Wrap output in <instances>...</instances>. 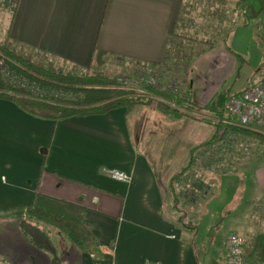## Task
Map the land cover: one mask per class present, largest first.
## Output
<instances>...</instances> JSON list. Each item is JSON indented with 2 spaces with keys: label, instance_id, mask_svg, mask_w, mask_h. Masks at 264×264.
<instances>
[{
  "label": "crops",
  "instance_id": "obj_1",
  "mask_svg": "<svg viewBox=\"0 0 264 264\" xmlns=\"http://www.w3.org/2000/svg\"><path fill=\"white\" fill-rule=\"evenodd\" d=\"M206 2L232 13L228 19L213 13L220 28L212 43L218 50L215 73L223 94L218 115L213 116L195 111L197 104L209 108L210 99L202 101L191 93L196 84L189 72L183 69L179 74L162 63L169 40L177 38L175 45L182 47L179 63L204 66V53H193V48L203 46L196 36H202L210 22L197 26L199 18L207 17L194 10L208 7ZM0 16V42L13 39L39 55L81 69L119 58L156 64L158 71L164 70L157 80L167 78L166 87L156 88L173 94L167 101L146 92L143 96L153 103L141 101L58 120L36 117L0 97V264H50L49 256L34 248L19 229L35 195L80 208L83 223L98 241L100 257L82 253L61 233L55 232V239L50 234L60 264H199L193 223L211 222L210 216L217 213L209 197L212 191L237 198L226 222L231 228L257 227L254 203L264 196V142L228 124L223 108L229 96L264 76V0H18L9 22ZM201 85L204 91L205 79ZM177 98L183 104L178 105ZM157 100L176 106L165 109ZM192 102L194 111L188 108ZM133 110L140 131L133 128ZM148 114L153 121L166 118L168 124L204 125L202 120L210 119L223 127L228 140L214 152L208 135L202 141L207 150L194 156V137L180 133L153 161L140 149ZM214 153L217 162L211 165ZM199 158L204 160L197 168ZM105 170L123 171L130 181L112 179ZM228 235L216 246L224 264Z\"/></svg>",
  "mask_w": 264,
  "mask_h": 264
},
{
  "label": "trees",
  "instance_id": "obj_2",
  "mask_svg": "<svg viewBox=\"0 0 264 264\" xmlns=\"http://www.w3.org/2000/svg\"><path fill=\"white\" fill-rule=\"evenodd\" d=\"M33 52L13 39L6 38L0 42V60L4 63L0 67V97L16 102L31 115L58 120L91 112H105L121 106L131 107L141 101L148 104L154 102L150 97L138 95L134 89L121 86L117 81L116 70L81 76L76 72H64L52 62L42 63L41 60L33 58ZM165 59L168 61L162 62L164 66L170 63L168 55ZM150 66L158 67L156 64ZM20 79H23L28 87H25ZM143 88L147 93L167 101L173 99V94L166 89L149 85H144ZM183 101L177 98L175 102L180 105ZM155 103L165 109L171 108L158 100ZM191 105H188V108L194 111L193 102ZM173 111L180 113L177 108H173ZM233 127L264 142L262 134L238 126ZM41 223L56 228L82 253L95 252V255L100 257L98 241L83 223V211L80 208L47 196L35 195L25 211V217L19 221V229L28 242L46 253L50 264H60L53 239L50 233L40 226ZM246 244L244 259L247 262L257 259L264 264V229L251 237Z\"/></svg>",
  "mask_w": 264,
  "mask_h": 264
},
{
  "label": "rangeland",
  "instance_id": "obj_3",
  "mask_svg": "<svg viewBox=\"0 0 264 264\" xmlns=\"http://www.w3.org/2000/svg\"><path fill=\"white\" fill-rule=\"evenodd\" d=\"M248 2H252V0H247ZM211 2H206V5L208 6ZM194 11H196L197 14L200 15H206V20H203L202 18H199L197 20V26L207 24V22H210V24L206 27L207 30L202 36H196V38H202L203 46H197L193 48V53H199L202 52L204 54L200 56H205V62H203L204 66L199 67L195 66V64L189 63V64H180L178 61V58L180 56L181 52V46L175 45V41L177 42V38L170 39L169 40V48H168V56L170 59V63L167 65L165 64V69H172V70H180L179 74L183 72V69L187 70L189 72V80L194 79L196 87H194L191 90V93L199 94V99L202 101H205L207 98L210 99L209 101V108H206L205 106L202 107L201 105H198L200 108L195 107V111H201L202 113H207L211 116L218 115L217 109H220V100L223 96L222 89L218 88V75L215 73V69L217 64L215 63V60L217 61V54L218 50L212 47L213 38H215L218 35V31L220 28L218 26V19L216 18L215 14L213 13H223L222 16L225 17V19H228L229 16L232 15L230 11L225 12L224 8L220 6H208L205 7L204 5H201L197 7ZM212 12V14H210ZM225 12V13H224ZM11 12L8 10H4L0 12V15L5 17V22H9L8 18L11 15ZM195 13V12H194ZM1 18V16H0ZM1 20V19H0ZM212 20V22H211ZM223 21V20H221ZM0 23H2L0 21ZM228 24V23H227ZM2 28L0 30L1 35ZM175 40V41H173ZM4 41V40H3ZM2 41V42H3ZM201 41V40H199ZM173 42L174 45L171 46V43ZM38 53L33 52V58L39 59L40 62L46 63V62H52L55 67L61 69L65 72H76L77 74L84 76L87 73L88 74H102L103 72H107L108 70H116L115 74H117V78H120V81H127V84H123L124 86L134 89L136 92H143L142 83H141V74L142 72H156V74L163 72L164 70L158 71L159 69L157 67L152 66H144L141 64H138L136 62L130 61V60H123V59H116V60H106L105 62L101 64H97L96 66L92 68L87 69H81L79 67H76L70 63L63 62L61 60H57L55 58H50L44 55H36ZM4 63L0 65L2 67ZM184 66L181 67V66ZM207 66V68H206ZM164 68V67H163ZM201 71V72H200ZM164 73V72H163ZM126 74V75H125ZM203 74L206 75V78L203 77ZM114 75V73H113ZM165 75V74H164ZM7 76V75H5ZM115 76V75H114ZM166 76V75H165ZM180 76V75H179ZM163 80L157 81V86L166 87L163 83H166L167 78L164 79V76L162 77ZM169 78V77H168ZM174 78V77H173ZM172 78V79H173ZM19 79V78H18ZM127 79V80H125ZM177 79V78H176ZM205 79V85L207 84V88L203 91L201 85V81ZM21 83L25 87H28V84L23 80ZM129 82V84H128ZM160 82V83H159ZM19 83L16 82V84ZM177 87H179L178 84H176ZM199 92L197 93V91ZM215 96L218 98L216 99ZM195 112V113H197ZM147 121L145 122V127L142 130V140L143 142L140 144V149H144L146 156L148 159L155 161V159L159 156V154H164L167 152L169 147L172 146L171 141L173 140V137L180 133L189 134L194 137L195 141V150H194V156H200V153H202L205 149V143L204 141L208 135L211 139V144L213 149H215L214 152H217L220 149L221 143L224 144V142L229 136L224 130L223 127L218 128V126L214 125V121H211L210 119L202 120L204 125L201 124H194L191 122H175L173 124H168L166 118H159V120L153 121L155 117L152 116V114H148ZM130 119L133 122V128L140 129L142 127H137V124L135 123L137 121V111L133 110L130 115ZM199 121V120H198ZM212 122V127H211ZM214 125V126H213ZM209 126V127H208ZM137 127V128H136ZM223 134V135H219ZM219 135V141L216 140L217 137L215 135ZM222 136V138H221ZM202 142V143H201ZM145 147V148H144ZM212 149V150H213ZM246 152V151H245ZM213 154V153H211ZM215 154V153H214ZM216 156L211 157L210 162L211 165L216 164L218 154H215ZM161 156V155H160ZM206 157V155H204ZM202 157V156H201ZM195 158V157H194ZM204 159L199 158L198 163L195 164L198 166L197 168L201 167L203 165ZM213 169L217 170V167H214ZM201 172V169L199 170ZM198 174V175H197ZM193 175H197L198 178H201L202 174L196 173ZM196 179V177H194ZM201 186L200 190L204 188V182L201 180ZM212 187V186H211ZM210 187V188H211ZM182 189V188H180ZM212 195L210 196V201L212 207L215 208V211L217 213H212L213 215L210 216L212 219L211 222H203L202 220L199 221V223H193V225H196L195 229H193V235L192 240L195 246V253L197 256V259L199 261V264H224V259L221 257L218 252L216 251V246L218 245V242L225 236H227L229 233H232V231H235L234 233H238L242 235L246 242L253 237L254 235L258 234L264 229V215L260 213V217H256L257 219V227L251 228V230H242L239 228L233 229L231 228V225H228L226 222L228 218L230 217L231 212L235 210V205L238 202L237 198L235 196H227V195H220L218 193H214L212 191ZM201 196V194H200ZM261 197L260 199H257L256 201H259L263 199ZM219 212V213H218ZM40 226L48 231L53 238L55 239V232L59 231L50 226L45 225L43 223L40 224ZM251 236H247L250 235ZM247 244H245V247ZM222 252V251H221ZM257 260V259H256ZM259 261V260H258ZM262 263V262H261ZM263 264V263H262Z\"/></svg>",
  "mask_w": 264,
  "mask_h": 264
},
{
  "label": "built area",
  "instance_id": "obj_4",
  "mask_svg": "<svg viewBox=\"0 0 264 264\" xmlns=\"http://www.w3.org/2000/svg\"><path fill=\"white\" fill-rule=\"evenodd\" d=\"M17 3L18 0H0V8L13 12ZM2 63L3 60H0V65ZM120 80V78H117V81L121 86L126 89H131L124 86L127 84V81ZM140 80L142 88L144 85L157 87L156 84L158 80L156 72L144 71L141 74ZM145 94L146 91L144 88L143 92L138 93L140 96ZM169 105L171 107L176 106L173 102ZM223 114L228 124L237 125L264 135V76L256 84L243 89L236 95L229 96L224 103ZM105 172L112 179L124 182L130 181L129 175L123 171L105 170ZM254 211L258 217H260V213L264 215V198L254 203ZM245 244L246 240L242 235L234 232L230 233L225 244V264H262L256 259L249 262L244 259Z\"/></svg>",
  "mask_w": 264,
  "mask_h": 264
}]
</instances>
